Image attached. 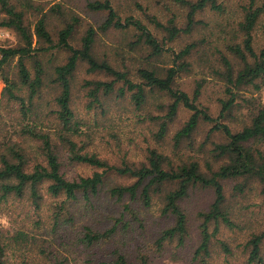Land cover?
Instances as JSON below:
<instances>
[{
    "label": "rangeland",
    "instance_id": "rangeland-1",
    "mask_svg": "<svg viewBox=\"0 0 264 264\" xmlns=\"http://www.w3.org/2000/svg\"><path fill=\"white\" fill-rule=\"evenodd\" d=\"M95 0H12L19 10L25 11L24 21L34 34L33 55L26 57L25 63L30 70L32 79L36 77V59L41 63L44 71L42 85L34 99L33 111L26 117L22 112V104L8 93L9 87L0 76V156L11 155L12 148H23L30 165L36 161H43L37 152V143L26 133V125L38 123L39 128L50 132L54 140H58L55 127V110L58 108L56 97L60 89L55 82V68L66 62L69 52L57 46L59 32L74 19H79L76 29L70 38L73 46L80 48L82 37L89 26L98 29V34L93 45L96 58L108 60L116 68L128 70L132 79L139 82L136 70L139 66L158 67L160 70L180 63H189L187 69H181L175 80V88H180L191 96L199 83H202L199 104L209 113L217 117L221 110V98L228 97L225 92V81L216 74V70H223L222 56H227L240 68L242 63L228 49L231 44H242L244 33L240 28L245 9L252 3L260 7L262 14L253 30V45L256 51L264 48V0H217L222 5L221 10L212 9L210 6L200 10L195 15V22L191 30L188 26L187 6L172 0H111L114 8L123 18L133 16L142 20L156 38L163 43L165 51L161 56H150V49L143 43L134 44L137 40V31L134 29H110L101 31L98 27L107 16L106 11H94L88 3ZM196 1V0H192ZM45 15L47 29L50 32L53 44L50 49L48 43L39 39L35 34L36 23ZM5 12L0 6V21L5 18ZM157 22H160L158 25ZM177 25L181 29L174 38H169L167 27ZM195 43L191 53L182 58L178 54L187 45ZM24 40L14 28L0 27V47H20ZM1 58V53H0ZM5 73L10 82L15 85L16 95L25 100L29 106L30 89L22 84L19 74V57L10 59L4 66ZM109 80L110 77L103 72H89L88 64L81 61L72 79V108L76 120L80 122L79 133L73 136L82 152L96 153L101 159L113 166L130 165L139 167L148 163L150 149H157L166 157L165 167L179 166L183 162L198 161L202 171L210 174L211 169L217 170L223 161H217L211 150L214 142H225L226 137L215 132L208 137L213 126L208 122H201L190 138H184L176 145L175 134L189 119L192 111L183 105L180 106L177 116L169 126L165 137L160 138V120L151 116H163L167 113L170 97L160 91L153 90L148 93V101L144 108L137 110L129 100L118 99L112 96L108 110L102 112L101 108L88 109V88L86 80ZM239 106L234 107L231 115L221 122L229 124L234 131L240 130L250 122V101L258 99L264 103V85L260 91L253 86H244L239 91ZM61 159L63 172L68 178L90 176L95 171H103L85 163L71 162L67 159V149L61 145ZM29 165V166H30ZM29 168V167H28ZM107 183L130 184L134 182L131 177L121 176L115 171L106 175ZM226 196L225 207L231 213L234 226L219 224V231L212 240L211 264H249L250 248L248 240L254 234L264 232V202L261 194V184L255 179L243 177L229 178L222 181ZM244 185L243 190L236 189L237 185ZM48 183L42 185L43 201L39 210L25 198L0 199V233L12 242L10 255L13 259H20L25 254L31 253L24 245L13 241L17 231H26L30 235L56 234L66 237L65 241L57 242L56 247L64 256L69 257V264H94L102 259H107L114 247L124 245L131 259H135V249L145 245V241L152 243L161 231L172 224L174 218L162 214L163 198L167 191L177 187V183L166 184L162 192L154 195L150 208L140 207V217L143 223L132 221L127 232L121 230L110 241L103 242L93 248H85L77 243V237L84 230L85 225L95 229L105 230L114 224V218L123 210V203L111 198L104 187L102 191L92 198L91 203L82 196L70 206L68 214L63 212L61 227L52 233L54 211L59 198L47 194ZM2 192H0V197ZM215 199L212 187L199 184L191 185L188 196L181 201L182 207L188 215V237L184 246L176 243L169 244L161 253H156L152 264H198L194 261V252L200 238L202 219L200 212L208 211ZM129 201V199H125ZM71 214L74 222H65ZM126 220L130 216L126 214ZM38 221H42L37 226ZM143 224V226H142ZM215 223L210 225L211 231ZM55 236V235H54ZM61 236V237H62ZM63 243V244H62ZM65 243V244H64ZM226 244V250L223 244ZM23 248V249H22ZM264 257V241L262 244ZM256 264V263H253Z\"/></svg>",
    "mask_w": 264,
    "mask_h": 264
},
{
    "label": "trees",
    "instance_id": "trees-1",
    "mask_svg": "<svg viewBox=\"0 0 264 264\" xmlns=\"http://www.w3.org/2000/svg\"><path fill=\"white\" fill-rule=\"evenodd\" d=\"M189 9L188 30L194 25V18L198 11L210 6L212 9L221 10L222 5L217 0H172ZM0 6L6 17L0 21V27L14 28L24 40L20 47H0V76L6 83L10 97H14L22 104V112L28 117V113L33 111L34 99L42 85V75L44 73L38 59L35 61L36 77L32 79L25 58L33 55L34 34L25 24V11L19 10L12 0H0ZM88 7L94 11H106L105 20L99 25L103 32L110 29H134L137 31V40L134 44L143 43L150 49V56H161L165 47L142 20L133 16L123 18L114 8L111 0H95L88 3ZM262 9L254 7L253 3L245 9L243 21L240 28L244 33L242 44L236 43L228 46L229 51L240 59L242 66L236 68L235 64L227 56L221 57L223 70H216L225 81V92L228 97L221 98V110L217 117L212 116L206 108L201 107L198 100L201 95L202 83H199L191 96L186 91L175 88V80L181 69H187L189 63H180L179 66H171L160 70L158 67L151 68L139 66L136 70L139 82H135L128 70L116 68L108 60H100L95 57L93 45L96 40L98 29L89 26L82 37L80 48L73 46L70 42L79 19H74L59 32L57 46L66 49L69 56L65 63L56 66L55 82L60 89L56 97L58 108L55 110V120L57 126L55 132L58 140H54L50 132H45L39 128L38 123L26 125L24 133L28 134L37 143V152L43 157V161H36L30 165V161L23 148H12L11 155L2 154L0 156V192L1 200L10 198H25L39 210L43 201L42 185L48 183L47 194L54 198H59L54 211V222L52 233L61 227L63 212H69L70 206L82 194L83 198L91 203L93 197L97 196L104 187L109 196L116 202L123 203V210L118 217L114 218V224L105 230L95 229L90 225H85L84 230L77 237V243L85 248H93L103 242L110 241L119 232V226L123 232H127L132 221L143 223L140 217V207L150 208L153 204L154 195L162 192L163 187L168 183H177V187L169 190L164 195L162 214L172 216L174 224L163 229L159 236L150 244L145 241V245L135 249V259H131L124 245L114 247L107 259L99 260L94 264H152L156 253H161L166 246L176 243L177 246H184L188 237V215L182 207L181 201L185 199L190 191L191 185H202L212 187L215 192V199L208 211L200 212L202 223L200 226L201 238L197 249L194 252V261L198 264H211L212 240L219 231V224L223 222L227 226H234L231 213L225 207L226 196L224 192L223 180L229 178L243 177L255 179L261 184V194L264 202V103L258 99L250 101L249 108L250 122L245 124L240 130L234 131L232 127L221 122L231 115L234 107L239 106V91L251 85L260 91L264 85V48L256 51L253 45V30L257 24ZM159 25L160 22H157ZM169 38L174 39L181 31L177 25L167 27ZM35 34L39 39L48 43V49L56 46L47 29L45 15L38 20L35 27ZM196 46L195 43L187 45L178 54L182 58L191 53ZM19 57V74L21 82L30 89L29 106L25 100L16 95L15 85L10 82L9 76L4 71L5 64L12 58ZM81 61L88 64L89 72H103L110 77L109 80H86L85 87L88 88L87 96L88 109L101 108L103 113L108 110V103L112 96L118 99L129 100L137 110L145 107L148 101V93L157 90L167 94L171 102L167 105V113L163 116H151L152 119L160 120L157 135L165 137L169 126L177 116L180 106H184L192 111L187 122L175 134L176 145L184 138H190L197 130L201 122L212 124L208 137L215 132H220L226 137L225 142H214L211 150L217 161H223L217 170H212L210 174L202 171L200 162H183L177 167L169 165L165 167L166 157L157 149H150L148 163L139 167L130 165L113 166L101 159L96 153L82 152L77 142L73 139L79 133L80 122L76 120L75 111L72 108V79ZM67 149V159L71 162L85 163L103 171H95L90 176H80L68 178L63 172V161L61 159V146ZM30 165V166H29ZM29 167V168H28ZM109 171H115L121 176L131 177L133 183L122 185L107 183L106 175ZM244 185H237L236 189L243 190ZM129 201H125V199ZM133 203H139L136 207ZM128 214L130 220H126ZM42 221H38L39 227ZM65 222H74L69 214ZM215 223V229L211 231L210 225ZM143 226V224H142ZM55 235V236H54ZM30 235L26 231H17L13 236V241L24 245L30 256L23 254L20 259H13L9 253L12 242L6 240L0 233V264H69V257L61 254L56 247L57 242L65 241L66 237L56 234ZM62 236V237H61ZM264 232L254 234L247 246L250 248L249 264H264L262 255V244ZM63 244V243H62ZM65 244V243H64ZM228 250L226 244L222 243ZM23 249V248H22Z\"/></svg>",
    "mask_w": 264,
    "mask_h": 264
}]
</instances>
